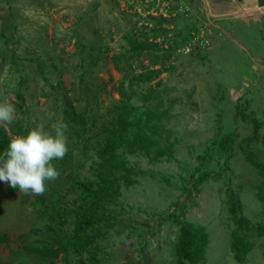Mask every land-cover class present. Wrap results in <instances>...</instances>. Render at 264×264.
<instances>
[{
	"label": "rangeland",
	"instance_id": "1",
	"mask_svg": "<svg viewBox=\"0 0 264 264\" xmlns=\"http://www.w3.org/2000/svg\"><path fill=\"white\" fill-rule=\"evenodd\" d=\"M64 95L80 121L67 124L68 152L52 161L59 178L42 196L11 195L0 182V264H177L173 214L205 230L196 264H239L236 237L241 264H264V174L245 159L264 165L254 131L264 122V8L208 20L200 0H0V102L16 109L7 134L40 124L54 134ZM124 104L144 144L117 150L132 184L117 178L115 200L85 231L102 234L84 244L72 238L89 211L76 184L95 188ZM231 133L223 167L217 146ZM62 241L55 259L25 250Z\"/></svg>",
	"mask_w": 264,
	"mask_h": 264
},
{
	"label": "trees",
	"instance_id": "2",
	"mask_svg": "<svg viewBox=\"0 0 264 264\" xmlns=\"http://www.w3.org/2000/svg\"><path fill=\"white\" fill-rule=\"evenodd\" d=\"M153 75L152 72H148L146 75H140L141 78H151ZM146 76V77H145ZM21 97L19 96V100ZM64 109L62 115L63 123H75L79 122L80 118L78 114L75 112L74 107L72 105L71 100L64 95ZM137 112L134 108L124 104L119 112L118 117L116 118L115 127L113 128L110 137L107 139L105 144L103 145L101 162V169L103 168V172L100 173L98 178V183L94 184L95 188H92V185L85 183H77L76 186L80 190L82 197L85 198L88 213L84 214L82 218L77 221V229L74 232L73 239L78 242H84L87 244L92 240L100 237L102 234L101 231L94 233L93 235L85 234V231L88 227H91L93 222L96 220L95 216L101 215L105 206L108 203H111L115 200L117 191L115 190V184L117 182V178L123 181L126 186L132 184V180L130 179V175L134 174L133 169L131 167H127V164L123 161L121 155L117 153V150L120 148L134 147L135 145L143 146V139L139 140L138 137L135 136V122L137 121ZM262 130L260 143L264 148V122L254 121V131ZM134 131V133H133ZM12 137H10L6 130L3 127H0V156L7 150V147L11 141ZM235 135L231 133L230 135L225 136L218 144L217 150L218 153L223 154L225 160L222 164L223 167H227L228 158L231 153V149L234 145ZM246 161L251 164L254 168H256L262 175L264 174V165H261L251 153H247ZM222 170V168L220 169ZM118 171H120V175H117ZM207 173H200L198 177L195 179L194 184H200L207 178ZM2 182V181H0ZM7 191L11 195H15L19 189L12 188L6 185ZM264 201V197H263ZM238 206V202L235 201V205L231 208V214L234 218V222L237 224L238 228H242L246 222L242 219H239L238 211H235ZM53 205H49L47 207V211H52ZM173 221L178 223L180 226L179 230V239L176 244L175 254H176V262L177 264H196L200 262L203 258V251L207 244V235L205 230L197 225H193L184 221H181L180 216L169 215L165 220ZM6 239L0 238V241L5 242ZM56 245V244H55ZM68 245V243H64L63 241L58 242V246L48 247L43 245L38 248L33 249H25L27 253L32 255H37L43 258L55 259L57 256L64 251V248ZM82 247H80L81 249ZM244 242L241 243V238L236 237L232 242V253L234 256V260L241 264L244 261L245 255Z\"/></svg>",
	"mask_w": 264,
	"mask_h": 264
},
{
	"label": "clouds",
	"instance_id": "3",
	"mask_svg": "<svg viewBox=\"0 0 264 264\" xmlns=\"http://www.w3.org/2000/svg\"><path fill=\"white\" fill-rule=\"evenodd\" d=\"M14 105L0 102V127L11 124L15 118ZM55 114L48 113V119ZM68 125H53L54 134L44 131V124L30 130L26 136L12 137L7 150L0 156V181L18 188L25 195H43L46 181L59 178L53 160L63 159L68 152Z\"/></svg>",
	"mask_w": 264,
	"mask_h": 264
},
{
	"label": "water",
	"instance_id": "4",
	"mask_svg": "<svg viewBox=\"0 0 264 264\" xmlns=\"http://www.w3.org/2000/svg\"><path fill=\"white\" fill-rule=\"evenodd\" d=\"M207 19L211 17L232 16L241 12L264 8V0H200Z\"/></svg>",
	"mask_w": 264,
	"mask_h": 264
},
{
	"label": "bare ground",
	"instance_id": "5",
	"mask_svg": "<svg viewBox=\"0 0 264 264\" xmlns=\"http://www.w3.org/2000/svg\"><path fill=\"white\" fill-rule=\"evenodd\" d=\"M258 10H261V9H258ZM254 11V10H253ZM255 11H257V10H255ZM246 12H248V11H246ZM241 13H243V12H241Z\"/></svg>",
	"mask_w": 264,
	"mask_h": 264
},
{
	"label": "crops",
	"instance_id": "6",
	"mask_svg": "<svg viewBox=\"0 0 264 264\" xmlns=\"http://www.w3.org/2000/svg\"><path fill=\"white\" fill-rule=\"evenodd\" d=\"M254 11H255V10H254ZM248 12H250V11H248ZM240 14H242V13H239V15H240Z\"/></svg>",
	"mask_w": 264,
	"mask_h": 264
}]
</instances>
